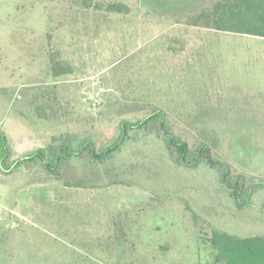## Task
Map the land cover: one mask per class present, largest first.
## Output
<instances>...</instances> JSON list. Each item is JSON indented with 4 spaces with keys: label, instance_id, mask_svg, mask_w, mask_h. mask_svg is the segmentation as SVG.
Wrapping results in <instances>:
<instances>
[{
    "label": "rangeland",
    "instance_id": "rangeland-1",
    "mask_svg": "<svg viewBox=\"0 0 264 264\" xmlns=\"http://www.w3.org/2000/svg\"><path fill=\"white\" fill-rule=\"evenodd\" d=\"M59 1L0 0V264H216L212 227L264 236V42L184 25L165 0ZM147 116L214 165L177 167L148 132L113 163L129 157L127 185L13 163L77 135L103 151Z\"/></svg>",
    "mask_w": 264,
    "mask_h": 264
},
{
    "label": "trees",
    "instance_id": "trees-1",
    "mask_svg": "<svg viewBox=\"0 0 264 264\" xmlns=\"http://www.w3.org/2000/svg\"><path fill=\"white\" fill-rule=\"evenodd\" d=\"M55 1L60 2L59 0ZM62 1L78 7L82 6L83 8L90 6L89 0ZM156 1H162L163 4L164 0ZM195 3H192L191 0L164 1L167 6H172L179 10L183 9L182 11L189 10L180 15L179 20L184 25L264 39V0H209L204 3L203 0H198ZM194 4H198V6L193 8ZM128 9L129 6L122 3L113 2L106 5L108 12L127 14ZM66 72H70V70L62 74ZM59 74L56 73L55 75L58 76ZM153 119L154 116H147L144 120L138 121L134 125L122 126V134L119 139L100 152L94 147L93 137L86 139L84 136L77 135L69 138L67 144L58 146L53 154L54 160L52 161L51 159L50 163L44 159L42 150L22 157L13 163H16V167L24 163L26 169H32L35 164L40 163L42 168L51 174H55L58 168L74 165L76 167L74 173L75 183L66 182L69 187L88 188L91 185L87 181L90 180L92 182L93 175H95L93 182H96L99 187L115 184L127 185L120 178L128 174L129 157L121 162H116V167L114 168L113 163L121 160V154L126 149H130L131 146L142 148L145 145V137H148L144 135L148 132L152 137L163 139L170 155V160L175 166L196 169L201 163L210 167L214 165L209 161L208 150L205 149L199 151L197 158L193 154L191 161H187L189 158L187 145L176 140L166 131L162 124L148 125ZM2 138L4 145L0 149V167L7 170L5 164L7 162V166L10 163L7 160L8 155L6 156L9 148L5 137ZM81 165L84 167L80 168ZM110 168H113V170ZM82 169L86 170V174L82 172ZM114 173H118L116 180L110 178ZM142 176L144 178L145 172L142 173ZM223 177L219 178V186L225 187L228 191V199L231 198L238 205L241 192L237 190L238 187L232 189L229 186L222 185L225 182ZM261 210L264 213V202ZM208 243L215 251L216 264H264V236L262 235L240 237L212 227Z\"/></svg>",
    "mask_w": 264,
    "mask_h": 264
},
{
    "label": "crops",
    "instance_id": "crops-1",
    "mask_svg": "<svg viewBox=\"0 0 264 264\" xmlns=\"http://www.w3.org/2000/svg\"><path fill=\"white\" fill-rule=\"evenodd\" d=\"M198 28V27H196ZM204 29V28H203ZM206 30H209V29H206ZM209 31H212V32H216V31H213V30H209ZM220 33V32H219ZM223 33V32H222ZM226 34H230V33H226ZM233 35H237V34H233ZM250 39H253V40H259V41H263L264 42V39L263 38H256V37H251L249 36Z\"/></svg>",
    "mask_w": 264,
    "mask_h": 264
},
{
    "label": "built area",
    "instance_id": "built-area-1",
    "mask_svg": "<svg viewBox=\"0 0 264 264\" xmlns=\"http://www.w3.org/2000/svg\"><path fill=\"white\" fill-rule=\"evenodd\" d=\"M91 99H92V97L91 96H88L87 98H84L83 101L84 102H87V100H91Z\"/></svg>",
    "mask_w": 264,
    "mask_h": 264
}]
</instances>
